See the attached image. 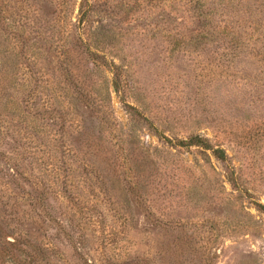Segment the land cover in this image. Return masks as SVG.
I'll return each mask as SVG.
<instances>
[{
    "label": "rangeland",
    "instance_id": "374dc122",
    "mask_svg": "<svg viewBox=\"0 0 264 264\" xmlns=\"http://www.w3.org/2000/svg\"><path fill=\"white\" fill-rule=\"evenodd\" d=\"M0 264H264V0H0Z\"/></svg>",
    "mask_w": 264,
    "mask_h": 264
},
{
    "label": "trees",
    "instance_id": "16d2710c",
    "mask_svg": "<svg viewBox=\"0 0 264 264\" xmlns=\"http://www.w3.org/2000/svg\"><path fill=\"white\" fill-rule=\"evenodd\" d=\"M80 6V5H79ZM81 11V9H80ZM84 11L82 12V15H83ZM88 51L92 54H95L94 52L90 51L89 48H88ZM114 86L115 88L117 89V85L114 81ZM177 143L179 144V146H198L200 147L201 149H204V150H210V152L212 153V155H214L217 159H219L220 161L222 162H226L227 161V156H226V153L225 151L220 148V147H213V146H210L209 144H207V141H205L204 138H201L200 136H191L189 137L188 139H185V140H178ZM177 145V144H176ZM229 181L232 182V183H236V178L234 177V173L231 172V175L228 177ZM258 207L260 208H263V205L262 204H257Z\"/></svg>",
    "mask_w": 264,
    "mask_h": 264
}]
</instances>
